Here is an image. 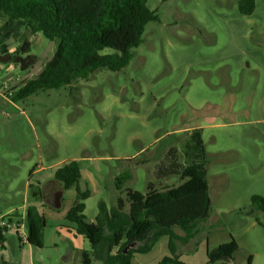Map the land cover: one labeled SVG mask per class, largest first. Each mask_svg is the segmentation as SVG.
<instances>
[{"label": "rangeland", "instance_id": "rangeland-1", "mask_svg": "<svg viewBox=\"0 0 264 264\" xmlns=\"http://www.w3.org/2000/svg\"><path fill=\"white\" fill-rule=\"evenodd\" d=\"M239 3L149 0L159 21L146 26L143 43L123 70H100L18 102L0 92V212L21 206L33 185L29 203L37 200L47 213L42 242L49 249L43 251L68 258L73 248L90 242L68 232L73 224L64 216L76 189L65 196L55 178L59 168L72 160L89 167L99 190L88 186L85 215L94 220L101 201L117 207L112 194L120 174L132 175L125 188L146 193L148 180L159 190L176 187L186 166L203 163L211 215L194 241L178 244L182 261L208 264L207 241L216 237L219 246L233 237L240 246L234 264H264V211L252 202L253 196L264 197V0H256L249 16L241 14ZM5 22L0 18V33ZM25 42L42 57V69L53 57L40 33L22 29L4 39L0 57L6 46L12 60L0 61V89L22 76L16 58L23 57L18 53ZM170 162L174 172L168 179L154 176V164ZM32 193L40 196L34 200ZM7 239L15 241L16 233L8 232ZM163 250L167 254L160 242L134 264H156Z\"/></svg>", "mask_w": 264, "mask_h": 264}, {"label": "trees", "instance_id": "trees-1", "mask_svg": "<svg viewBox=\"0 0 264 264\" xmlns=\"http://www.w3.org/2000/svg\"><path fill=\"white\" fill-rule=\"evenodd\" d=\"M149 0H0V45L4 39L18 36L22 29L42 34L47 41L45 50L54 54L42 69V57L32 52L30 42L19 50L22 76L0 92L15 102L26 100L46 90L61 89L74 81L87 80L100 70L119 72L133 59V49L143 43V34L150 22L159 21L158 12L148 6ZM168 2L170 0H160ZM240 12L252 15L256 0H240ZM111 49V53H104ZM3 54H8L4 46ZM40 69H42L40 71ZM208 174L203 163L186 166L181 174L182 183L176 187L158 190L148 185L146 193L125 188L132 175L125 172L115 179L119 197L117 207L109 209L105 201L99 203L96 222L85 215V201L92 196L82 192V170L72 160L59 168L55 178L64 190L76 189L77 198L66 214L75 234L85 237L90 251H83L82 264H133L136 254L149 253L163 237H168L169 255L159 264H186L181 260L178 244H188L200 232V225L211 215V197ZM41 190H39L40 192ZM42 192V191H41ZM42 194V193H41ZM40 194L33 193L37 199ZM253 204L264 211V197L253 196ZM129 210L126 212V206ZM27 243L43 247L45 218L37 208H28L26 217ZM177 229L185 235L181 236ZM6 233L9 231H5ZM4 231L0 230V242ZM135 245V247H131ZM240 246L235 238L213 250H208V264L233 259Z\"/></svg>", "mask_w": 264, "mask_h": 264}, {"label": "crops", "instance_id": "crops-1", "mask_svg": "<svg viewBox=\"0 0 264 264\" xmlns=\"http://www.w3.org/2000/svg\"><path fill=\"white\" fill-rule=\"evenodd\" d=\"M173 167H174V165L171 162L168 163V164H165L164 167H162V163L157 165V166H156V164H154V169H153L154 170V176L155 177L156 176L157 177L160 176V178H162V176H164L165 179H168L169 176L174 172V168ZM140 168H144L146 170V168L144 166H140ZM81 170H82V184H83V187L81 185H79L80 189H81L82 192L89 191V192L92 193V191L89 190L88 186L90 185L92 188L97 186L96 181L95 182L94 181H92V182L90 181V174H92V172L90 171L89 167H87V169L84 170L83 167L81 166ZM114 175L116 176V174H114ZM148 179H149V174H148ZM149 184H153L155 186V188L158 189V187H156L154 181L148 180V185ZM32 186L33 185H31V184L28 185V187H27V189L25 191L23 204L21 206L16 207V208L15 207L14 208H10L4 213L0 212V218L5 216V215L11 214V213H15V212H16V214L19 217H25L26 218L27 217V213H28V208L32 207V206L36 207L38 212L40 213V215H43L44 218H45V216L47 215L46 209H45V207H42V205H40V202H38L36 200L35 204H30L29 203V192H30V189L32 188ZM114 186H115V183H114ZM39 187H40V190L42 191L43 186L40 184ZM72 189L67 190L65 196L68 195V194H73ZM98 190L99 189L97 188V191ZM115 190H116V192L113 191L112 195L114 196V199L116 197V199L118 200V198H119L118 196L119 195L121 196V193L119 194V192L117 191L116 187H115ZM32 196H33V193H32ZM65 196L62 199V201H64ZM121 197H123V196H121ZM76 198H77V192H76V195L74 197V200ZM108 208L112 209V206L111 207L108 206ZM65 218H66V215L64 216V219ZM96 219H97V216H96V218L94 220H91V221L92 222H96ZM68 228H69L68 232H69L70 235L75 236V237L78 236V235L75 234L73 225L72 226L70 225V227H68ZM7 233L4 234L5 241H4L3 246L0 247V264H82V254L81 253L83 251H90L91 250V244H90V246H86L85 245L84 248H80V249L79 248H73L72 253H70L68 258L63 257V256L56 258L55 257L56 255L54 253H49V252L43 251L44 249H49L46 246H43L41 248H37V247L32 246V245H30V244H28L26 242H23L18 237H17V239L15 241L10 242L7 239ZM195 239L196 238L192 239L191 241H194ZM161 240H163V241H161ZM217 241L218 240H217L216 237L213 239V242L212 241H209V242L207 241L208 249L209 250H213V249L217 248L218 247V244H217L218 242ZM160 242H163L165 247H167L168 252H167V254H165V251L163 250L162 256H160L161 258L159 257V259L157 260L156 264H159L161 262V260L165 256L169 255V249H168L169 239H168V237L161 238L156 243L154 248L149 253H152L157 248V246H158V244ZM219 245H221V244H219ZM55 248H57L56 245H55ZM149 253H147V254H149ZM74 255H75V262L71 263V261H70L71 257L74 256ZM137 255L138 254H136L134 256V258H133V261H132L133 264H134V261H135ZM233 260L234 259L230 260L229 262H231V264H234ZM221 263L224 264V262H221Z\"/></svg>", "mask_w": 264, "mask_h": 264}, {"label": "built area", "instance_id": "built-area-1", "mask_svg": "<svg viewBox=\"0 0 264 264\" xmlns=\"http://www.w3.org/2000/svg\"><path fill=\"white\" fill-rule=\"evenodd\" d=\"M8 87V86H7ZM0 230L15 232L17 237L23 242L27 243L28 230L25 217H19L16 212L5 215L0 218ZM4 242H0V247H2Z\"/></svg>", "mask_w": 264, "mask_h": 264}, {"label": "water", "instance_id": "water-1", "mask_svg": "<svg viewBox=\"0 0 264 264\" xmlns=\"http://www.w3.org/2000/svg\"><path fill=\"white\" fill-rule=\"evenodd\" d=\"M11 60H12V56L9 55V54H6L5 56L0 57V61L3 62V63H7V62H9ZM22 60H23V57L16 58V62L21 63ZM131 247H135V245H133Z\"/></svg>", "mask_w": 264, "mask_h": 264}]
</instances>
